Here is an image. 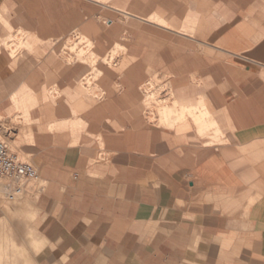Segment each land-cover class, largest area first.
Returning <instances> with one entry per match:
<instances>
[{"label": "crops", "instance_id": "1", "mask_svg": "<svg viewBox=\"0 0 264 264\" xmlns=\"http://www.w3.org/2000/svg\"><path fill=\"white\" fill-rule=\"evenodd\" d=\"M75 32L123 48L91 93ZM154 74L202 129L158 123ZM0 116L36 120L49 264H264V0H0Z\"/></svg>", "mask_w": 264, "mask_h": 264}, {"label": "rangeland", "instance_id": "2", "mask_svg": "<svg viewBox=\"0 0 264 264\" xmlns=\"http://www.w3.org/2000/svg\"><path fill=\"white\" fill-rule=\"evenodd\" d=\"M76 34V35H74ZM69 36L65 44V52L60 57L67 61H83L87 68L79 76V84L82 82L87 87L85 93H91V83L98 76V71L94 65L98 61H110L108 64L121 71L120 65H113V61L122 59L123 48L116 45L113 50L98 56L93 53V41L87 40L75 32ZM18 44L14 45L12 56H15L16 49L23 46L20 37ZM13 42V41H11ZM110 58V59H108ZM166 93L165 96L163 94ZM172 98V91L167 78L154 74L147 86V96L145 104L149 111H154L159 116L158 123L164 125L172 124L171 118L176 123H185V114L192 115L194 124L198 129H202L201 124L205 117V108L199 104L196 111L200 110L199 117L195 116L194 109L177 110V102L174 100L170 109H163L164 104L169 105ZM170 106V105H169ZM174 116V117H173ZM149 120H153L150 117ZM173 121V122H174ZM36 120L27 116H0V139L8 148L16 153L22 160L30 162L37 171L40 172L41 165L35 162L34 158V133L33 125ZM200 136L206 135L200 132ZM217 136L215 135V140ZM213 138V139H214ZM22 188L21 192L15 194L11 199L8 193L13 194L15 186ZM45 182L39 177L24 182H10L6 178H0V264H49L46 261L47 240L44 237L37 217L36 199L40 191L44 188Z\"/></svg>", "mask_w": 264, "mask_h": 264}, {"label": "built area", "instance_id": "3", "mask_svg": "<svg viewBox=\"0 0 264 264\" xmlns=\"http://www.w3.org/2000/svg\"><path fill=\"white\" fill-rule=\"evenodd\" d=\"M0 178H6L10 182H24L38 178L37 169L25 160H22L16 153L12 152L7 144L0 139ZM22 188L18 185L8 193L9 198L14 197V193L21 192Z\"/></svg>", "mask_w": 264, "mask_h": 264}, {"label": "bare ground", "instance_id": "4", "mask_svg": "<svg viewBox=\"0 0 264 264\" xmlns=\"http://www.w3.org/2000/svg\"><path fill=\"white\" fill-rule=\"evenodd\" d=\"M9 197V196H8ZM12 199V198H11Z\"/></svg>", "mask_w": 264, "mask_h": 264}]
</instances>
